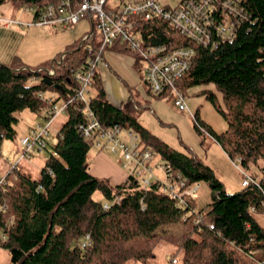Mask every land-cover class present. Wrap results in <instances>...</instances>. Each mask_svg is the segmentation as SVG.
I'll list each match as a JSON object with an SVG mask.
<instances>
[{"label": "trees", "instance_id": "16d2710c", "mask_svg": "<svg viewBox=\"0 0 264 264\" xmlns=\"http://www.w3.org/2000/svg\"><path fill=\"white\" fill-rule=\"evenodd\" d=\"M10 1L18 9L31 6L37 12L65 0ZM243 5L248 18L236 38L214 49L200 46L163 19L139 21L136 29L149 44L194 48L190 66L177 86L184 94L189 87L214 84L221 102L210 89L201 93L227 124L217 132L196 112L195 130L204 133L201 125L230 159H240L243 169L258 166L261 177L257 180L263 184L264 0H243ZM91 25L90 32L62 53L65 57L53 76L47 74L50 67L27 65L19 56L9 64L0 61V163L6 160L4 142L16 138L17 112H41L59 99L71 101L40 177L33 178L19 166L20 156L17 162L7 158L8 169L0 173V247L9 251L12 264H123L127 260L152 264L160 241L175 245L182 264H264V228L254 217V213H264L260 187L251 183L227 192L205 161L172 148L143 126L137 118L139 104L132 97L121 107L110 103L98 71L89 108L101 126L136 133L146 148L170 166L172 182L184 181L183 188L208 182L211 201L198 207L196 198L183 195L179 204L164 190L166 184L144 186L141 177L129 175L114 185L108 178L91 174L88 153L93 144L80 132L86 114L76 98L74 79L75 70L93 55L89 38L96 28L94 22ZM92 41L99 43L96 37ZM108 48L132 57L138 74L143 70L140 57L125 44ZM46 77L61 87L46 83ZM140 78L146 93L152 95L143 73ZM48 91L58 93L53 103L40 96ZM49 135L45 148L36 155L47 149ZM96 191L101 192V200L93 198ZM178 223L185 229L171 232L170 226Z\"/></svg>", "mask_w": 264, "mask_h": 264}, {"label": "built area", "instance_id": "2783aa9c", "mask_svg": "<svg viewBox=\"0 0 264 264\" xmlns=\"http://www.w3.org/2000/svg\"><path fill=\"white\" fill-rule=\"evenodd\" d=\"M175 1L173 5L170 0H79L78 2L65 0L37 12L30 6H24L23 9L35 12L34 21L26 25L60 24L70 27L85 17L94 22L96 41L99 43L95 45L92 41L94 38L90 39L93 55L87 59L82 68L74 72V79L78 85L76 98L84 104L86 114L85 121L80 124V132L84 138L92 142L97 152L120 154L121 166L126 171V177L139 176L143 179L144 186L152 182L166 184L164 190L181 204L184 201L183 195L194 198L199 183L183 188V180L172 182L170 166L162 161L152 165L153 150L146 148L136 133L120 129L118 126L102 127L89 108L94 75L99 65L104 63L106 54L113 51L108 47L125 44L126 48L136 52L140 57L146 86L151 94H171L174 96V104L182 111L186 109L184 94L178 88L177 81L188 70L194 50L189 47L170 48L164 44H149L136 29L138 22H148L153 18L163 19L200 46L214 49L224 42H232L248 16L243 0ZM0 22L7 26L22 23L19 20L1 17ZM64 57L65 55H62L52 64L47 72L48 75L56 74V63L61 64ZM40 96L50 103H53L55 98L43 93H40ZM70 102L64 101L61 107L54 103L46 109L44 116L46 123H40L29 135L22 138L23 152L20 160L28 159L33 154L43 151L53 121L62 112H66ZM192 117L194 118V115ZM199 128L207 134L201 125ZM233 163L242 176V186L253 183L264 192V179L263 184H260L255 177L248 176L241 167L239 158H234ZM154 169L162 173L163 179L155 175ZM2 181L0 180V183ZM262 204L264 205V199ZM251 210L253 211L254 207H251Z\"/></svg>", "mask_w": 264, "mask_h": 264}, {"label": "rangeland", "instance_id": "374dc122", "mask_svg": "<svg viewBox=\"0 0 264 264\" xmlns=\"http://www.w3.org/2000/svg\"><path fill=\"white\" fill-rule=\"evenodd\" d=\"M170 1L175 5V0ZM10 8H12L10 0L0 3V17L2 18L9 15L7 11ZM14 26H17L18 32L16 38L10 41L15 46L14 50L18 51V56H21L24 61H27V63L33 67L39 65L50 67L47 69V72L51 69L55 60L61 58L62 53L67 51L76 40H79L82 36L90 32L92 27L90 19L86 17L70 27H64L60 24L38 25L35 23L26 26L15 24ZM95 37L96 33L91 35L89 39ZM119 55L123 56L122 53ZM110 56L116 66L121 69L126 74V77L129 78L130 82L133 83L132 85H126L123 81L121 82L120 80L114 79L118 92L122 96H125V94L127 96L129 95L134 101L138 102L139 109L137 111V118L140 123L153 135L166 142L172 148L186 154L196 155L209 164L214 169L216 176L221 180L227 192L234 193L242 189V176L234 165L233 159H230L225 154L221 146L211 136L205 133H198L193 126L192 116L197 112L199 117L204 122L211 125L215 131L221 132L225 130L227 126L226 121L217 112L211 101L201 93L204 89H210L216 93L218 100L221 102V94L216 89L215 85L206 84L189 87L184 93L186 109L182 111L174 104L173 95L167 94L163 97H156L146 93L144 82L138 74L137 76L140 78V81H136V78L132 76L123 58L112 53ZM129 57L130 56H126L125 58ZM58 65L59 64L56 63V66ZM142 73L143 70H141L140 74L142 75ZM91 92L93 93V90H91ZM57 94L58 93L54 91L47 92L48 96H56ZM63 102V99H59L56 101V104L61 107ZM45 112L46 109H43L41 112L25 109L16 113L18 117L16 138L6 141L11 143L13 149L8 156L4 155L6 160L1 161V163L4 162V164H7V158L9 157L12 159L10 162L18 161L22 149V137L29 135L32 128L38 126L40 121H42L43 124L46 123V120H44ZM67 118L68 114L62 112L53 121L50 127V135L48 136L47 149L44 152L37 155L35 154L31 160L23 159L19 162V166L27 171L33 178L40 177L41 169L45 164L50 150H52V144L55 142L56 133ZM94 156L95 148L92 147L88 153L90 169L93 166ZM112 156L116 157L115 155ZM160 161V156L153 151L151 164L155 165ZM262 164L263 162L260 161L259 165ZM120 167L122 168L121 163ZM3 170V167L0 165V173L3 172ZM122 170L125 171L123 168ZM154 172L160 179H163V175L159 170L154 169ZM245 172L248 176L255 177L256 179L261 177V171L256 165H251ZM97 177L104 178L100 176ZM210 191L208 182H199L198 190L194 196L198 207H206L208 205L211 201ZM93 198L101 200L103 197L101 192L96 191L93 194ZM254 217L264 228V213H254ZM184 229L185 226L181 223L170 226V231L177 234L181 233ZM175 249L176 247L174 244L167 241H160L154 250L155 257L152 264H182L181 252L177 253ZM0 264H12L9 251L2 247H0ZM123 264L144 263L136 260H127Z\"/></svg>", "mask_w": 264, "mask_h": 264}, {"label": "crops", "instance_id": "0c3cea01", "mask_svg": "<svg viewBox=\"0 0 264 264\" xmlns=\"http://www.w3.org/2000/svg\"><path fill=\"white\" fill-rule=\"evenodd\" d=\"M7 13H9V15L2 18L19 20L20 22H22V23H13L11 26H7L4 23L0 22V44H1L0 61L9 64L12 63L15 57H17L19 54L17 50H14L15 46L10 41L11 39L16 38V34L18 32V28H16L17 26L15 27L14 25L17 24V25L26 26V23H32L35 19V13L34 11L24 10L23 7L21 9H18L14 7L13 4H12V8L8 9ZM111 53L123 58L128 69L131 71L132 76L136 78V81L137 80L140 81L139 78L140 74H138L135 71V69L132 67L133 61L130 57L125 58L126 56L125 57L121 56L114 51L108 52L106 54L104 63L102 62V64H100V67L98 68V72L102 80L104 89L106 91L107 99L113 105L121 107L131 96L129 95L127 96L126 94L125 96H122L118 92V88L114 82V79L120 80L121 82L123 81L126 85L128 84L132 85L133 83L130 82L129 78L126 77V74L121 69H119L116 66V64L111 60V56H110ZM19 57L22 59L21 56ZM23 62L27 65H30L29 63H27V61L23 60ZM110 71L112 75L110 74ZM137 74L139 75V77L137 76ZM51 96H55V95H51ZM40 123H42V121H40L38 125ZM36 127H33L32 130ZM122 137L123 139H125L124 135H122ZM2 149H3V154L8 156V154L13 148L11 146V143L5 141ZM112 155H115L116 157H113ZM10 160L12 159L10 158ZM120 163H122V156L120 154L97 152L95 150V156L93 157V163H92L93 166L90 169V172L92 175L96 177L100 176V177L108 178L111 184L114 185L119 184L125 180L127 175L126 171L122 170V168L120 167ZM2 167L4 169L3 172H5L8 169V166L6 164H3Z\"/></svg>", "mask_w": 264, "mask_h": 264}, {"label": "water", "instance_id": "95a60500", "mask_svg": "<svg viewBox=\"0 0 264 264\" xmlns=\"http://www.w3.org/2000/svg\"><path fill=\"white\" fill-rule=\"evenodd\" d=\"M45 81H46V83L51 84V85H53L54 87H61V86L58 85V84H53V83H54L53 80L50 79L49 77H46V78H45Z\"/></svg>", "mask_w": 264, "mask_h": 264}, {"label": "bare ground", "instance_id": "6f19581e", "mask_svg": "<svg viewBox=\"0 0 264 264\" xmlns=\"http://www.w3.org/2000/svg\"><path fill=\"white\" fill-rule=\"evenodd\" d=\"M194 49V48H193ZM49 69V68H48ZM82 134V133H81ZM83 135V134H82Z\"/></svg>", "mask_w": 264, "mask_h": 264}]
</instances>
